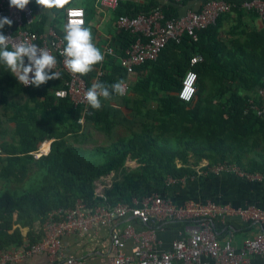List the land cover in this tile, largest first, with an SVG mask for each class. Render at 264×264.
I'll return each instance as SVG.
<instances>
[{
    "label": "trees",
    "instance_id": "16d2710c",
    "mask_svg": "<svg viewBox=\"0 0 264 264\" xmlns=\"http://www.w3.org/2000/svg\"><path fill=\"white\" fill-rule=\"evenodd\" d=\"M70 1L62 9H51L55 17L48 21L32 0L33 15L41 19L25 23L24 28L38 35L51 27L61 31L58 20L64 18L62 12ZM162 3L153 6L162 9L165 19L182 16L171 6L175 2ZM240 4L233 3L235 7L220 14L214 25L197 32L196 41L183 35L179 42H168L155 61L136 66L127 93L113 94L110 101L102 99L100 110L87 106L83 114V106L55 97L68 79L64 72L58 85L24 88L0 65V251L21 247L26 240L33 245L43 236L47 215L74 208L77 201L89 211L100 205L129 204L158 186L165 194L162 197L168 198V180L178 184L198 177L196 168L205 160L208 164L199 171L228 164L264 177V119L247 110L251 100L259 105L257 90L264 89V32L238 27L245 13ZM118 7L119 16L151 12L120 1ZM232 14L236 15L233 27L221 31ZM10 28L6 25L0 31ZM222 34L226 38L221 39ZM137 37L120 30L113 57L106 56L81 76L87 87L97 69L101 71L97 81L107 85L124 81L127 75L118 60ZM197 54L203 60L194 68L196 96L192 102H182L177 93L190 59ZM122 107L128 112L123 113ZM81 117L83 124L78 123ZM8 122L14 123L13 129ZM89 128L102 134L100 143ZM46 140H53L49 152L35 158ZM127 161L137 166L129 168ZM111 174L112 183L102 197L94 195L96 183Z\"/></svg>",
    "mask_w": 264,
    "mask_h": 264
},
{
    "label": "built area",
    "instance_id": "2783aa9c",
    "mask_svg": "<svg viewBox=\"0 0 264 264\" xmlns=\"http://www.w3.org/2000/svg\"><path fill=\"white\" fill-rule=\"evenodd\" d=\"M164 1L178 3L182 0ZM118 2L119 0H99L102 7L112 10L116 9ZM232 7L235 5L222 0H210L198 11H187L177 19H165L163 11L159 7L152 9L148 15L140 14L132 17L120 15L116 23L118 29L138 35L126 50L125 57L119 59V64L127 75L124 80L126 93L129 87V77L133 75L136 66L155 61L168 42H179L183 35H188L193 41H196L197 32L214 25L217 17L224 12H229ZM240 8L255 13L258 19L264 21V0L245 1L240 4ZM3 17L11 19L12 25L15 27V31L9 29L4 33L5 36L11 37L10 48L13 43L27 42L49 50L57 58L59 70L66 73L68 79L65 81L64 88L56 90L54 95L60 99L69 98L74 105L83 106L84 114L88 106L84 96L90 87H87L81 76L73 75L65 68L64 57L61 55L65 47L62 36L53 28L42 35L25 29V23L33 22V10L29 5L24 11H18L9 7V0H0V18ZM81 20L84 21L85 26V11L82 8L69 7L65 10L64 27L70 22L75 26ZM103 54L104 57L112 55V48H107ZM202 60V56L197 54L189 61V69L182 79L177 93L178 99L182 102H192L196 96L197 74L194 68ZM100 76L101 71L97 69L96 77L92 83L96 82ZM23 87L30 88L32 86ZM182 94L183 98H181ZM257 96L259 105H255L251 100L247 110L254 111L256 116L264 119V89L257 90ZM78 123H84L83 117L79 118ZM211 172L216 174L233 173L237 176L250 177L240 171L238 167L228 164L212 167ZM175 182L173 179L168 180V184ZM233 215L246 222H256L262 228V232L246 239L239 249H235L228 239L224 243H220L212 229V221H223L226 217ZM127 216L135 217L144 224L154 220L192 222L194 225L189 229L188 238L173 242L169 251L150 252L149 245L146 242H141L131 250V255H125L122 250L124 240L132 235L131 228L128 227L122 232L112 230L111 240L112 245L116 248V254L111 264H201L203 258L210 259L213 264H251V257L264 256V210L254 207L232 209L212 202L201 204L194 201L177 206L168 198L151 196L140 201L134 199L129 204L100 205L92 211L87 210L81 201H77L74 208L54 210L46 217L42 227V238L26 247L22 254L0 251V264H16L23 255L30 256L38 253L58 259L62 255L61 244L64 236L75 232H86L94 223L107 226L113 218ZM64 264L85 263L69 258L65 260Z\"/></svg>",
    "mask_w": 264,
    "mask_h": 264
},
{
    "label": "crops",
    "instance_id": "0c3cea01",
    "mask_svg": "<svg viewBox=\"0 0 264 264\" xmlns=\"http://www.w3.org/2000/svg\"><path fill=\"white\" fill-rule=\"evenodd\" d=\"M123 4H127L130 7H144L147 9H153L155 3L163 4L162 0H119ZM207 1L210 0H188L183 6L176 5L177 2L171 6L176 8L179 15H184L187 11H198ZM231 4L243 3L249 0H222ZM173 2V1H172ZM170 3V2H169ZM169 3H166L167 5ZM69 7H80L85 11V27L91 29L93 43L103 53L107 48H112L114 55V48L118 41V33L120 29L117 27V18L119 17L117 10L102 7L99 4V0H71ZM66 8V9H67ZM65 9V10H66ZM65 10L62 12V16L65 14ZM122 12H125L121 8ZM134 10V9H133ZM244 16H242V24L238 27L242 30H258L264 32V21H261L256 16L251 17L245 10H243ZM48 17V21L55 17L54 14L49 11H43ZM57 18V17H56ZM236 15L232 14L230 21L223 24L221 31L228 32L233 27V20ZM41 19L36 13L33 15V21ZM59 19V17H58ZM60 25L59 32L64 36V18L58 20ZM48 24V22H47ZM15 28V27H14ZM52 28V27H51ZM10 29L13 30L11 27ZM47 29V28H46ZM48 28L44 34L49 30ZM54 29V28H53ZM9 30V29H7ZM6 30V31H7ZM5 31V32H6ZM3 32V34L5 33ZM58 32V33H59ZM60 34V33H59ZM63 38V37H62ZM226 38V35L222 34L221 39ZM64 41V39H63ZM65 44V41H64ZM106 58V57H105ZM105 61V60H104ZM119 62V60H118ZM59 63L57 61L56 67L53 71L62 73L59 70ZM135 79V72L129 77L131 80ZM95 78V77H94ZM60 79L51 80L48 83L60 84ZM126 80V79H125ZM50 91H52L50 89ZM255 91L242 92V94H255ZM32 102L30 99L27 100ZM41 101V99H38ZM33 105V104H28ZM123 113L128 111L125 108H121ZM3 119V118H2ZM4 120V119H3ZM9 128H14V123L8 122ZM93 134L96 133L92 128H89ZM4 139H9L7 135H4ZM53 140H46L39 145V149L34 153V157L38 158L41 155H46L49 152L50 143ZM44 147L47 148L44 149ZM37 157H36V156ZM130 162V163H129ZM127 167H136V163L129 161ZM208 162L202 161L196 168L198 171V177L182 179L173 184H169L166 194L167 197L177 206L183 205L186 202L194 201L197 203L205 204L208 202L215 203L220 206H228L232 209H239L245 207H254L264 210V177L259 174H246L248 176H237L233 173H214L211 172V168L206 171H199L200 168L206 166ZM132 166V167H131ZM245 174V173H244ZM113 174L103 178L100 182L96 183L94 187V195L102 196L105 188L109 187L112 183ZM106 181V184H103ZM102 184V185H101ZM101 185V186H100ZM100 186V187H98ZM162 187L158 186L156 189H152L148 196L162 197L163 192L160 190ZM159 189V190H158ZM124 204V203H119ZM98 207V206H97ZM93 210V209H92ZM91 210V211H92ZM194 224L192 222L182 221H154L151 220L148 224L142 223L139 219L127 216L124 218H113L107 226L94 223L90 229L86 232H75L64 236L62 238L61 251L62 255L58 259L50 258L44 253H38L33 255H23V257L16 264H64L66 259L73 258L78 261H82L85 264H111L114 255L116 254V248L112 245L111 231L117 230L119 232L124 231L126 228H131L132 235L124 240V247L122 248L125 255H131V250L139 245L141 242H146L149 245V251L155 253H162L171 249L172 243L177 240L188 238L189 229ZM212 229L215 232L217 239L220 243H224L227 239L230 240L231 245L235 249H239L242 243L256 234L262 232L260 224L253 221H243L238 216H228L223 221H212ZM27 230L22 231L23 237L26 236ZM29 246L28 241L18 248H12L8 252H16L22 254L24 249ZM251 264H264V256H254L250 258ZM201 264H213L208 258H203Z\"/></svg>",
    "mask_w": 264,
    "mask_h": 264
},
{
    "label": "clouds",
    "instance_id": "9594fccd",
    "mask_svg": "<svg viewBox=\"0 0 264 264\" xmlns=\"http://www.w3.org/2000/svg\"><path fill=\"white\" fill-rule=\"evenodd\" d=\"M31 2L32 0H9V7L24 11ZM68 2L69 0H35V5L42 11H49L62 9ZM12 23L8 17L0 18V30L6 25L10 28ZM63 39L66 42L61 53L64 57L63 64L73 75L86 76L96 65L103 63L104 54L93 43L91 29L84 26L83 20L75 26L71 22L65 25ZM10 40L11 37L0 31V65L4 66L17 82L25 87L39 88L51 80L60 79L61 74L53 71L57 58L49 50L27 42L13 43L10 48ZM125 93L126 86L122 80L112 85L96 81L86 91L84 99L91 109L100 110L102 99L110 101L113 94L122 97Z\"/></svg>",
    "mask_w": 264,
    "mask_h": 264
},
{
    "label": "rangeland",
    "instance_id": "374dc122",
    "mask_svg": "<svg viewBox=\"0 0 264 264\" xmlns=\"http://www.w3.org/2000/svg\"><path fill=\"white\" fill-rule=\"evenodd\" d=\"M131 80H132V77H131ZM121 131H122L121 129L118 130L119 133H121ZM93 136H94V138L97 139V140L99 141V143H100V141H101V139H102V134L99 133V132H96V133L93 134ZM86 147H87V148H90L91 145H88V146H86ZM127 162H129V161H127ZM127 162H126V164H127ZM132 162H133V161H132ZM129 163H130V162H129ZM134 166H135V165H133V167H132V166H131V167L134 168ZM103 184H106V181H105ZM101 185H102V184H101ZM101 185H100V186H101ZM100 186H98V187H100Z\"/></svg>",
    "mask_w": 264,
    "mask_h": 264
}]
</instances>
